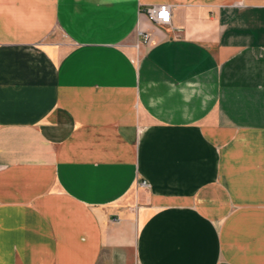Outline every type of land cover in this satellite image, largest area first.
<instances>
[{"label": "crops", "instance_id": "crops-1", "mask_svg": "<svg viewBox=\"0 0 264 264\" xmlns=\"http://www.w3.org/2000/svg\"><path fill=\"white\" fill-rule=\"evenodd\" d=\"M0 264H264V0H0Z\"/></svg>", "mask_w": 264, "mask_h": 264}, {"label": "built area", "instance_id": "built-area-1", "mask_svg": "<svg viewBox=\"0 0 264 264\" xmlns=\"http://www.w3.org/2000/svg\"><path fill=\"white\" fill-rule=\"evenodd\" d=\"M141 13L146 19L155 26L169 25L171 21V8L168 5H151L141 8ZM142 37V42L147 43L149 35L139 33Z\"/></svg>", "mask_w": 264, "mask_h": 264}, {"label": "rangeland", "instance_id": "rangeland-1", "mask_svg": "<svg viewBox=\"0 0 264 264\" xmlns=\"http://www.w3.org/2000/svg\"><path fill=\"white\" fill-rule=\"evenodd\" d=\"M161 5H167V4H161ZM151 6V5H150ZM153 6V5H152ZM169 6V5H168ZM145 7H148V6H145ZM144 8V7H143ZM139 13H141V9L139 10ZM141 15H143L142 13H141ZM146 18V17H145ZM147 20V19H146ZM148 21V20H147ZM149 22V21H148ZM150 23V22H149ZM151 24V23H150ZM152 25V24H151ZM153 26H155V25H153ZM164 26H167V25H162V26H156V27H164ZM140 33H145V32H140ZM147 34V33H146ZM139 37H140V39H139V41H137L136 43H133V47L135 48V50H136V48H138V46H140V45H146V44H148L149 43V41H150V38H149V40H148V42L147 43H143L142 42V37H141V35L139 34ZM142 186H144V187H146V186H148V184L145 182V181H143V182H141L140 183Z\"/></svg>", "mask_w": 264, "mask_h": 264}]
</instances>
